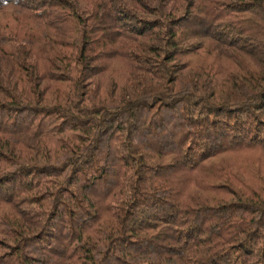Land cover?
Returning a JSON list of instances; mask_svg holds the SVG:
<instances>
[{
    "label": "trees",
    "instance_id": "16d2710c",
    "mask_svg": "<svg viewBox=\"0 0 264 264\" xmlns=\"http://www.w3.org/2000/svg\"><path fill=\"white\" fill-rule=\"evenodd\" d=\"M0 264H264V0H0Z\"/></svg>",
    "mask_w": 264,
    "mask_h": 264
},
{
    "label": "rangeland",
    "instance_id": "374dc122",
    "mask_svg": "<svg viewBox=\"0 0 264 264\" xmlns=\"http://www.w3.org/2000/svg\"><path fill=\"white\" fill-rule=\"evenodd\" d=\"M243 161H244V160H243ZM243 161H241V164H242L243 166H247V165H249V163H248V162H249L248 159L246 160V158H245V162H243ZM248 178H249V177H247V176L245 177V176H244V177H243V181L246 182V183H249V184H250ZM254 185H255V184H254Z\"/></svg>",
    "mask_w": 264,
    "mask_h": 264
}]
</instances>
